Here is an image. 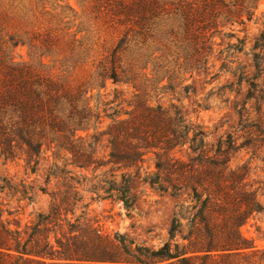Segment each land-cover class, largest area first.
Segmentation results:
<instances>
[{
  "label": "trees",
  "instance_id": "obj_1",
  "mask_svg": "<svg viewBox=\"0 0 264 264\" xmlns=\"http://www.w3.org/2000/svg\"><path fill=\"white\" fill-rule=\"evenodd\" d=\"M71 1L0 0V156L22 160L31 174L45 150L54 158L41 188L46 212L23 223L0 204V264H264V249L241 232L263 206L247 166L231 165L241 151L264 159V23L251 49L254 75L239 76L249 85L239 123L214 149L177 106L154 102L165 90H187L208 66L221 22L258 20L263 0H74L78 8ZM18 47L26 49L22 61ZM109 82L130 93L101 100ZM73 168L120 180H88ZM141 173L160 192L190 193L194 212L183 243L174 218L161 246L137 244L110 230L95 199L83 194L96 180L89 193L130 213V181ZM21 196L32 201L27 190Z\"/></svg>",
  "mask_w": 264,
  "mask_h": 264
},
{
  "label": "rangeland",
  "instance_id": "obj_2",
  "mask_svg": "<svg viewBox=\"0 0 264 264\" xmlns=\"http://www.w3.org/2000/svg\"><path fill=\"white\" fill-rule=\"evenodd\" d=\"M71 5L78 8L74 0ZM264 0L258 10V20L248 22L246 26L230 25L221 22L220 31L214 34V50L210 55L209 64L204 70L196 72L185 83L187 90L177 88L174 91L165 90L154 102L165 107L177 106L185 118L199 124L207 132L206 145L214 149L218 141L232 133L239 123V111L246 102L249 85L239 79L240 74L248 77L254 75L252 62V46L254 39L263 29ZM242 40V41H238ZM17 60L26 59V49L18 47L15 51ZM115 90L130 93L125 85L109 82L101 91L105 100H112ZM98 97L92 100L93 105L98 104ZM254 101H248L247 108L252 110ZM255 118V114L252 115ZM109 120H104L102 128H106ZM99 155L102 160L108 156L105 143L99 146ZM54 158L50 151L45 150L39 158L36 173L31 174L25 170L22 160L11 161L0 156V204L17 215L23 223L29 221L36 212L48 210L49 196L41 192L45 186V179ZM247 166L248 182L257 191L263 211L254 213L241 227L242 234L259 249H264V159H253L252 154L246 151L234 155L231 165L233 168ZM145 169H151L150 161ZM75 174L83 175L92 180L95 175L102 180L107 178L120 180V174L115 177L101 176L104 171L80 170L73 168ZM144 174L133 176L130 181L131 194L135 205L128 213L117 201L111 199L100 200L97 195L89 193L91 184L83 187L86 200L91 197L93 208L105 216L106 225L110 230L127 235L137 244L157 248L169 238V230L174 218L182 223V233L176 240L183 243L181 236L188 233L190 219L194 212L192 199L188 191L178 195L160 192L152 188L143 180ZM5 180V181H3ZM2 186H12L14 190L1 191ZM10 188V187H9ZM27 190L32 201L24 199L21 193ZM106 196L105 193H101Z\"/></svg>",
  "mask_w": 264,
  "mask_h": 264
}]
</instances>
